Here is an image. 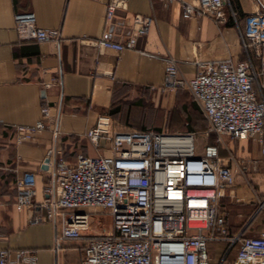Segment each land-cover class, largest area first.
Wrapping results in <instances>:
<instances>
[{
    "label": "crops",
    "instance_id": "0c3cea01",
    "mask_svg": "<svg viewBox=\"0 0 264 264\" xmlns=\"http://www.w3.org/2000/svg\"><path fill=\"white\" fill-rule=\"evenodd\" d=\"M262 8L264 0H224V13L215 18L183 16L179 0H0V249H31L35 264H80L84 239L58 238L60 226L50 220L30 222L32 209L14 208L15 180L33 171L35 200L41 199L51 177L47 150L68 162L88 153L84 131L102 114L117 130L194 133L183 128H194L204 114L187 89H161L165 59H175L186 78L219 58L246 59L244 16ZM18 11H31L38 26L58 30L59 41L20 40ZM134 13L153 18L134 48L116 51L87 41L124 40ZM42 101L49 107L45 126L17 143V125L36 122ZM219 154H231L234 175L218 200L225 226L232 236L258 233L264 229V141L230 140L226 153L219 145ZM238 245L209 240L206 264H230Z\"/></svg>",
    "mask_w": 264,
    "mask_h": 264
},
{
    "label": "built area",
    "instance_id": "2783aa9c",
    "mask_svg": "<svg viewBox=\"0 0 264 264\" xmlns=\"http://www.w3.org/2000/svg\"><path fill=\"white\" fill-rule=\"evenodd\" d=\"M179 2L183 16L209 13L220 18L224 13V0ZM114 6L108 4L107 15ZM13 18L20 40L60 39L58 30L38 26L31 11L15 12ZM152 21L150 15L134 13L133 30L124 40L87 41L116 51L131 49ZM242 38L246 59L219 58L189 78L179 72L175 59L167 57L161 89H187L208 130L218 136L263 143L264 8L245 14ZM39 114L32 125H17V143L45 126L49 107L44 101ZM110 124L109 116L97 117L83 134L96 152H79L73 162L51 158L55 151L49 148L45 164L51 177L43 196L35 200V173L24 171L15 180L14 208L32 209L30 222L58 223L60 239H84L80 264H206V244L214 239L239 241L230 264H264V229L253 236H232L218 211L219 198L234 182L228 164L232 156H220L219 138L197 152L192 132L117 130ZM95 208L109 214L112 229L86 235ZM12 262L35 264L36 256L31 249L1 248L0 264Z\"/></svg>",
    "mask_w": 264,
    "mask_h": 264
},
{
    "label": "rangeland",
    "instance_id": "374dc122",
    "mask_svg": "<svg viewBox=\"0 0 264 264\" xmlns=\"http://www.w3.org/2000/svg\"><path fill=\"white\" fill-rule=\"evenodd\" d=\"M186 120H189L186 118ZM168 129H174V128H166ZM183 131H194L195 135V149L197 152H201L203 149V146L207 142H217V139L219 138V145L222 147L223 153H226V145L229 143L230 140H234L233 138H230L228 135L221 134L218 136L215 132L208 130V123L205 118H203L201 115H199V119L195 124L194 128H183ZM86 146L88 153L96 152L94 146L92 143H90L88 140H86ZM105 146L104 140L100 139L98 142L99 150H102ZM228 155V154H227ZM226 156V155H225ZM93 210V209H92ZM90 212L89 216V228L84 232L86 235H96V234H105L111 231L112 225H111V219L109 214L99 208H95ZM257 233H252L247 236H253ZM232 251V250H231ZM232 252H230L226 259L230 257Z\"/></svg>",
    "mask_w": 264,
    "mask_h": 264
},
{
    "label": "water",
    "instance_id": "95a60500",
    "mask_svg": "<svg viewBox=\"0 0 264 264\" xmlns=\"http://www.w3.org/2000/svg\"><path fill=\"white\" fill-rule=\"evenodd\" d=\"M45 161H47V160H45Z\"/></svg>",
    "mask_w": 264,
    "mask_h": 264
}]
</instances>
